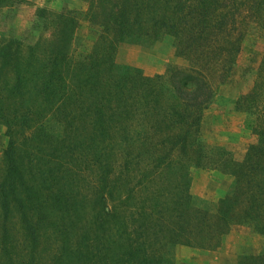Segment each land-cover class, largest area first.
Wrapping results in <instances>:
<instances>
[{
	"label": "trees",
	"instance_id": "16d2710c",
	"mask_svg": "<svg viewBox=\"0 0 264 264\" xmlns=\"http://www.w3.org/2000/svg\"><path fill=\"white\" fill-rule=\"evenodd\" d=\"M90 5L103 37L80 59L68 14L37 9L34 43L0 41V264H173L174 247L216 249L233 226L263 239L236 264H264V56L234 103L255 137L242 160L198 133L205 74L222 81L244 39L264 36V0ZM164 35L187 68L149 78L114 64L116 43ZM190 167L228 174L225 194L199 207Z\"/></svg>",
	"mask_w": 264,
	"mask_h": 264
},
{
	"label": "rangeland",
	"instance_id": "374dc122",
	"mask_svg": "<svg viewBox=\"0 0 264 264\" xmlns=\"http://www.w3.org/2000/svg\"><path fill=\"white\" fill-rule=\"evenodd\" d=\"M0 9V41L15 38L32 44L40 34L35 11L68 14L74 20L69 55L72 60L88 54L100 42L101 28L88 20L92 0H9ZM47 36V33L42 34ZM264 56V36L250 35L241 43L226 77L222 81L212 73H204L212 97L201 113L198 133L210 146L222 148L231 160H242L247 147L255 142L254 135L245 128V114L234 108L236 99L249 92L254 76ZM115 65L137 69L142 77L164 75L168 67L187 68V62L175 55L173 39L168 35L145 43L118 42L113 54ZM5 127L0 122V154L6 144ZM189 194L202 207L214 203L227 191L231 177L215 168L189 169ZM263 246V239L244 226H233L223 235L218 247L200 250L176 246L172 250L173 264H236L239 256L256 254Z\"/></svg>",
	"mask_w": 264,
	"mask_h": 264
}]
</instances>
